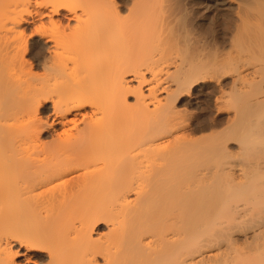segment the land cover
<instances>
[{"label": "bare ground", "instance_id": "obj_1", "mask_svg": "<svg viewBox=\"0 0 264 264\" xmlns=\"http://www.w3.org/2000/svg\"><path fill=\"white\" fill-rule=\"evenodd\" d=\"M75 1L0 0V264H17L15 246L24 264H264V123L256 118L258 124L239 129L233 149L218 141L188 142L184 128L180 133L184 125L175 121L179 98L197 81L212 80L215 69L208 75L206 64L181 63L147 80L134 60L100 81V71H68L66 61L94 30L133 44L153 22L155 33L158 25L161 32L173 30L171 20L185 12L168 7L169 0L165 9L155 3L146 10L145 0L130 1L126 16L117 0ZM22 25L32 27L27 39ZM29 40L43 49L31 63ZM234 59L225 65L234 80L252 78L246 86L237 83L234 98L242 101L261 83L255 69ZM250 101L243 107L247 115L264 98ZM41 105L50 111L46 122ZM48 121L59 130L43 144L37 135ZM140 128L150 131L142 135ZM178 140L194 145L186 150ZM100 221L106 234L94 237ZM30 224L36 230H25Z\"/></svg>", "mask_w": 264, "mask_h": 264}, {"label": "rangeland", "instance_id": "obj_2", "mask_svg": "<svg viewBox=\"0 0 264 264\" xmlns=\"http://www.w3.org/2000/svg\"><path fill=\"white\" fill-rule=\"evenodd\" d=\"M130 1L132 2L133 0H117V2L121 3L122 16L125 14L127 15L128 13L125 8L128 9L130 6H133L132 3L134 1L132 3ZM145 1L143 2L145 5L142 3L144 5L145 10L151 9L152 6L154 8L155 3L157 4L155 7L158 6L157 9H159L160 7H161L160 9H162V5H164L163 8L165 9L167 8L166 5L170 1L168 7L176 5L180 11L185 12L184 13L185 16L182 19L174 18L171 20L170 24L171 25L173 24L172 25L173 30L171 29V31L165 28H164L165 29L164 31V29L162 28L163 32H161V30H159L161 29V27H159V25L157 24L158 25L157 31L155 33L153 31L156 30L155 28L156 24L155 22H153L152 25H155V26H153L152 28L150 27V30L145 29L146 30V31L144 30L145 35L142 34V32H140V35L143 36L142 38L146 42L145 41L143 42L141 36L140 37L138 36V38H140L139 40L136 36V41L138 40L141 43H138V42L136 43L135 41L133 44L131 42L130 44L126 43V45H123L124 43L123 39L120 38L121 36L119 37V35H117L116 33L115 34L112 33L113 35L109 33L111 34V36L109 35L108 37L106 36V34L102 36L100 30H99L100 32L98 30H96L97 32H95L94 30L93 32H91L92 35L91 33L89 34V36H91V38L89 37L90 40H87L88 39L87 37L85 42L87 45H88L87 43L88 41L91 43L98 42L97 44H99V46H97V48H96V45L93 48L92 47L89 48V46H87L86 44H85V47L82 46L83 50H79V53L76 55V57H71L69 60L66 61L67 67L69 68L68 71H72L75 74L80 73L81 76L83 73L91 74L94 72L98 73L100 71L99 73H102L104 76L100 74L101 76L100 75L97 76L98 78L97 80L99 79L101 80L103 78H106V76L112 75L113 73L114 74L121 73L120 72L121 69L123 68V66L125 67L124 62L130 61L131 65H136L137 63H138L137 65L139 66L141 65L142 68L139 67V69L140 71L142 70V75L144 76V78L148 80L150 79L152 75H156V77L158 76V78L162 77L166 70H173L175 66L181 63L187 64L189 62L191 64H194V63L196 64L198 63L197 65L201 64L199 66H202V65L205 66L206 64L208 67L206 66L205 67L208 69L205 68L206 72L202 71L204 72L203 74L206 73L209 75L215 69L214 70L215 73L214 74L213 72L211 73L212 80L209 81L210 78H208L207 79L208 81L207 80L197 81L195 85L191 87V89L187 93H184L186 95H183L181 98H179V102L177 106L178 109L176 108L177 112L175 111V114L177 113L175 115V118L178 115V119H176L175 121L178 122L179 126L181 122H182L181 125H184L183 127L180 126L181 127L180 133H182V130H183L182 128H184V130L186 128V132L183 130V133H185L183 135V138L184 136L185 138L187 137L186 139H189L188 142L189 141L196 142V145H198L199 142H200V145L201 144L204 145L205 143L208 145L210 143H214L215 141H218V144L222 143L221 145L225 144L226 146L228 145V147L232 146L234 149L235 143L238 141L237 140L238 135L243 134L239 131V129L242 131L245 129L244 127L246 126L250 128L252 125L254 126L258 124L259 121H261L259 122V124L264 123V116H262L264 115V112H262L264 111V102H262V106L260 108L255 110L257 113L254 111V112H251V114L247 115L248 112L245 113V110H243L244 105H246L248 101H250V99L253 100V98H260V99L264 98V82H262L264 81V0H253V1L250 0L244 4L243 2L242 3L239 2V0L238 1L232 0L233 2L232 5L230 3V5L228 6L214 5L208 0H175V1L174 0H169V1L168 0H159V1L156 0V2L155 0L154 1L148 0L149 3H146ZM172 1L175 2L174 4L172 3L173 5L171 4ZM75 2H77V0ZM75 2H72L74 6L76 5ZM150 3L152 5H149ZM142 4L140 6H142ZM146 4H148L149 6L147 5V7H145ZM229 6H232V7L234 6V7L232 8ZM75 10H77L76 12L78 13L80 12L77 8ZM186 13H187V16H186ZM101 19L102 18H100V20ZM178 20L179 21L182 20L180 22H183V24L182 23L178 24V22L176 24V21ZM30 27L31 25H22L21 28L22 29L24 28V31H25L22 33L24 35V36L22 35V37L25 38V36H27L26 39L29 37L30 35L29 29L31 30L32 28ZM147 30H148V33H147ZM134 31L139 32V30L137 31L133 30V33L131 34H134ZM98 32L100 34H96ZM24 33L25 34L27 33V34L25 35ZM148 34L149 35L151 34V36H149ZM102 37H105V38H102ZM117 37H119L120 39V41H118V44L120 42V44L122 45V48H120L121 46L118 45L117 42L116 44L114 43L117 40L115 39ZM148 37H152V38L154 37V39L149 38L148 40ZM248 37L251 38L250 41L247 40ZM161 39L165 41L162 42L163 40L161 41ZM26 45H27V53L25 54L27 55H25V57L27 59V62L29 61L31 63L32 56L34 54H41L43 52V49H42L41 44H38V43H35L34 45L32 44L30 45V40L29 42L26 43ZM136 45L137 47H135ZM144 46L146 48H144ZM141 47L144 48V50H142ZM148 47L150 48L149 50H148ZM123 50H125V52H123ZM128 50L130 51V53H127ZM140 50L142 54L144 55L140 53ZM145 53L147 54L146 56H145ZM121 54L123 57H121ZM123 54L125 56L126 54H128L129 56L127 55V57H125ZM119 56L121 59L119 58ZM130 57H133V58L129 59ZM234 58L239 59L240 61L243 60L244 63H247V65H249L248 67H250L251 69H255L256 71L254 70L255 72L254 77L256 79L259 77L256 83H261L258 86L256 84L257 88L256 89L253 88L252 91L249 90L248 92H246L248 88H244L246 94H245V97L243 96V98H241L242 101L241 100L237 101L234 98L235 92H237L238 89L241 87L243 81H244L243 82L244 86H246V84L250 83V81L248 80L249 79L251 80L252 78L245 77L247 79L246 82L248 83L245 82V79L243 81L234 80L236 79L234 78L236 77L234 76L235 72H233L230 67H229L230 69L228 70L227 69L228 66L227 67L225 66L230 61H232V59ZM121 60L123 61V64H121L122 67L120 68V63L122 62ZM134 60H138V62L136 61L137 62L136 63ZM126 63L129 64V62H126ZM219 63H220V66L221 64L224 65V66L222 65V68L225 67L224 68L225 70L221 69L220 66H218ZM217 68L218 69L220 68V70L216 72ZM210 70L211 72L209 73ZM34 71L35 73L38 72L37 74H40L39 71L42 72L40 67L35 68ZM108 72L110 75H107ZM215 75L217 76V78ZM259 75H262V78H260L261 76ZM125 76H126L125 78H127L130 75L125 74ZM89 79L90 77L88 76L87 79L84 78V81L89 80ZM237 83H240L241 85ZM132 96L133 95L130 93L126 95V103L129 105L133 103ZM1 100H3L2 97H1ZM1 100H0V103H2ZM239 107L241 109H239ZM39 108H40L39 111H41L39 112V115H41L43 121L46 122L45 117L48 116L50 111L48 112L47 110H44L46 108V105L44 106L41 105ZM252 113L254 114L252 115ZM256 118L258 119V122ZM259 119H262V120H259ZM177 120H181V121H177ZM49 123L50 122L48 121L47 123L48 127L46 124H44L46 126L43 125L41 126V128H39V129H42V131L38 129L40 133L38 131L39 134L37 136L39 137V140H41L43 144L44 143L48 144L50 141H53L52 140L54 136L53 134L55 133L56 130H59L58 125H50ZM139 127L141 126H138V128ZM139 130L140 132H142V135L145 134L146 131L147 132L150 131L147 128H146V131L142 130L141 128ZM236 130L238 131L236 132ZM138 135H141V134H138ZM180 136L182 135L180 134ZM241 136L239 137L241 138ZM185 140H181V142L180 140H178L177 143L178 144L181 143V147L183 148L186 146V145L182 146V142H184L185 144ZM232 140L233 141L235 140V141L233 142ZM193 142H190V143H193ZM190 143H188V145ZM188 145L186 147H188ZM193 145L194 144L192 145L190 144V146H193ZM186 147L184 149L187 150ZM179 149L181 148L179 147ZM184 149H182V152ZM187 152L185 151L184 152L185 154L183 153V155L186 156L188 154ZM32 222L34 223V220ZM36 225L30 224L29 226L25 227V230H33V229L36 230L35 229L37 228ZM92 232L93 234L95 233L94 237H98L100 233L106 234L105 223L103 221L97 222L93 226ZM17 250L19 249L16 246L11 248V251L14 254V260L17 264H24L25 263L24 258L18 256Z\"/></svg>", "mask_w": 264, "mask_h": 264}]
</instances>
